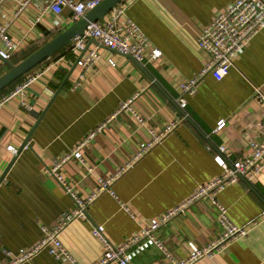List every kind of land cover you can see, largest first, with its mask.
<instances>
[{"label":"crops","instance_id":"0c3cea01","mask_svg":"<svg viewBox=\"0 0 264 264\" xmlns=\"http://www.w3.org/2000/svg\"><path fill=\"white\" fill-rule=\"evenodd\" d=\"M236 1L124 0L127 15L150 40L144 64L101 47L97 64L84 73L78 64L74 67L80 55L66 46L26 74L43 73L25 96L0 107V179L6 172L0 182V263L6 261L5 249L17 252L33 246L43 226H54L75 207L50 170L103 124L81 149L83 158L72 156L59 169L81 197L131 160L140 144L150 140L151 130H161L187 114L175 132L116 181L112 187L116 196L100 194L88 206V217L65 229L62 242L79 264H93L105 251L93 235V223L105 227L111 242L122 244L187 200L199 184L222 174L215 160L218 146H227L234 158L252 155L250 141H264V104L255 98L258 88L264 93V30L237 56L226 77L208 74L196 94L186 95L185 109L178 102L181 84L200 72L207 60L199 33ZM45 4L34 0L17 15L18 0H0V22L9 24L14 40L22 41L11 62L75 23L70 9L56 14ZM95 46L91 40L88 47ZM155 49L161 50L157 59L151 56ZM9 69L0 56V77ZM24 99L31 111L22 106ZM125 102L131 107L121 110ZM220 120L226 125L217 130ZM219 197L235 223L252 225L250 232L215 257L194 264H264V172L252 182L232 184ZM217 219V206L203 198L160 226L155 235L173 258L182 260L191 252L190 242L205 247L219 236ZM27 264L71 263L44 251ZM131 264L173 262L162 249L151 246Z\"/></svg>","mask_w":264,"mask_h":264},{"label":"built area","instance_id":"2783aa9c","mask_svg":"<svg viewBox=\"0 0 264 264\" xmlns=\"http://www.w3.org/2000/svg\"><path fill=\"white\" fill-rule=\"evenodd\" d=\"M34 0H18L17 15L22 13L26 7ZM103 0H45L46 9L62 14L65 9L72 11L74 22L84 18L86 14ZM136 0H130V3ZM127 3L116 5L107 16L99 21L92 22L83 35H78L68 45V50L80 57L77 64L85 73L95 66L100 59L99 49L106 47L123 55L133 57L138 63L144 64L146 53L150 46L148 36L141 27L127 15ZM264 30V0H237L228 10L220 12L214 19L205 26L198 35V42L201 50L206 54L207 60L203 68L194 77L181 84L182 96L179 98V105L185 109L188 105L186 95L197 93L202 80L210 73L219 78L226 77L230 69L234 66L237 56L248 46L253 38ZM91 40L96 42L94 48H89ZM22 41L14 40L10 35L9 24L0 22V56L5 60H10L19 50ZM160 49L152 51L153 59L159 58ZM112 65H115L111 61ZM42 72L26 75L22 82L10 93L0 99V107L8 103L16 96L26 95L27 89L36 82ZM77 87V85H75ZM255 98L264 104V93L258 88ZM22 106L27 111L33 109L32 105L25 99ZM130 102L122 104L121 110L130 108ZM187 118V114L177 118L166 125L161 130H151L149 141L142 142L138 152L125 165L118 168L114 174L100 178L98 187L89 192L86 197H81L75 189L69 186L59 174V169L70 158L82 159L81 149L91 140L103 124L95 131L91 132L77 147L74 152L56 162L54 168L50 170L66 188L75 202V207L63 213L61 219L52 227L43 226L42 236L39 241L30 247L20 248L17 252L5 249L6 261L0 264H27L31 263L41 252L47 251L57 260H68L71 264H79L72 254L64 247L61 236L65 229L74 221L80 218H87L88 206L102 193L109 192L116 196L113 186L116 181L140 159H142L157 144L162 143L169 135L181 125ZM140 122L143 119L138 116ZM226 125L225 120L218 122L217 130H221ZM249 147L252 155L245 158H234L233 152L225 145L217 147L215 160L223 168L221 175L214 179L201 183L197 186L193 194L169 210L165 214L155 218L149 225L144 226L137 234L123 242L114 244L110 241L102 224L93 223V235L103 244L105 251L101 258L93 264H131V262L141 253L151 246L162 249L172 260L173 264H194L198 260L209 257L213 258L217 254L225 251L233 242L247 236L250 232L251 224L239 225L235 223L229 214V208L220 201V195L232 184L240 180L252 182L264 172V141H250ZM11 149L14 150L13 147ZM209 198L217 206L218 223L221 228L219 236L205 247H199L190 242L191 252L189 256L182 260H176L171 256L164 244L156 237L155 232L160 226L168 223L174 216L184 212L186 208L200 199ZM256 224L255 222H253Z\"/></svg>","mask_w":264,"mask_h":264},{"label":"water","instance_id":"95a60500","mask_svg":"<svg viewBox=\"0 0 264 264\" xmlns=\"http://www.w3.org/2000/svg\"><path fill=\"white\" fill-rule=\"evenodd\" d=\"M123 1L124 0H103L94 8H92L84 18H81L80 20L76 21L73 25H71L69 28L59 33L57 36H55L53 39L45 43L38 50L30 54L21 63L14 64L10 60H5V62L8 64L10 69L8 72H6L3 76L0 77V92H2L6 88L14 84L20 78L24 77L26 74L31 72L34 68H36L38 65L46 61L52 55L56 54L64 47L68 46L75 39L76 36L83 35L87 27L92 22L104 19L107 16V14L116 5L122 3ZM76 66L77 63L75 64L74 67ZM70 75L65 79V81L59 88L56 95L65 86ZM45 112H43L42 116L45 114ZM29 138L30 136H28V138L25 140L22 149L27 145ZM5 175L6 172L5 174H3L2 178L0 179V182L4 179Z\"/></svg>","mask_w":264,"mask_h":264},{"label":"trees","instance_id":"16d2710c","mask_svg":"<svg viewBox=\"0 0 264 264\" xmlns=\"http://www.w3.org/2000/svg\"><path fill=\"white\" fill-rule=\"evenodd\" d=\"M42 46H43V45H42ZM42 46H41V47H42ZM39 48H40V47H39ZM39 48H36V49L30 51L29 53L22 55L19 59L14 60V64H19V63H21L25 58H27L30 54H32L33 52H35V51L38 50ZM22 80H23V78H20V79H19L18 81H16L14 84H12V85L9 86L8 88H6V89L3 90L2 92H0V95H1V94H4V93H6V92L9 93V92L13 89V87L16 86L17 84H19Z\"/></svg>","mask_w":264,"mask_h":264}]
</instances>
